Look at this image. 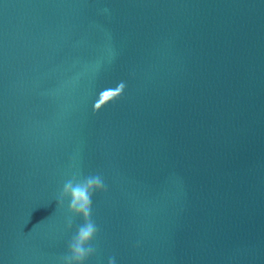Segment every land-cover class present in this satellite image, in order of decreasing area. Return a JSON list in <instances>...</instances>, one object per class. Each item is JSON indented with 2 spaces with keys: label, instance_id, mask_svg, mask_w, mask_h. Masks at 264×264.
I'll return each mask as SVG.
<instances>
[{
  "label": "water",
  "instance_id": "1",
  "mask_svg": "<svg viewBox=\"0 0 264 264\" xmlns=\"http://www.w3.org/2000/svg\"><path fill=\"white\" fill-rule=\"evenodd\" d=\"M263 107L264 0H0V264H60L73 173L85 264H181Z\"/></svg>",
  "mask_w": 264,
  "mask_h": 264
},
{
  "label": "clouds",
  "instance_id": "2",
  "mask_svg": "<svg viewBox=\"0 0 264 264\" xmlns=\"http://www.w3.org/2000/svg\"><path fill=\"white\" fill-rule=\"evenodd\" d=\"M103 177L100 174L80 178L79 173H73L60 190L57 204L68 200L67 211L71 215L66 220V230L73 227V217H80V223L75 233L67 242V251L59 259L60 264H85L96 248L91 241L98 232V227L91 218L92 197L94 193L105 189ZM108 264H115V258L110 257Z\"/></svg>",
  "mask_w": 264,
  "mask_h": 264
}]
</instances>
